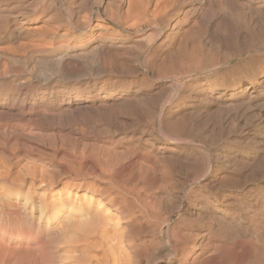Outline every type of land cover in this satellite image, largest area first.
<instances>
[{
	"label": "bare ground",
	"instance_id": "6f19581e",
	"mask_svg": "<svg viewBox=\"0 0 264 264\" xmlns=\"http://www.w3.org/2000/svg\"><path fill=\"white\" fill-rule=\"evenodd\" d=\"M65 1L0 0V264H264V0Z\"/></svg>",
	"mask_w": 264,
	"mask_h": 264
},
{
	"label": "rangeland",
	"instance_id": "374dc122",
	"mask_svg": "<svg viewBox=\"0 0 264 264\" xmlns=\"http://www.w3.org/2000/svg\"><path fill=\"white\" fill-rule=\"evenodd\" d=\"M44 2V0H38V2L36 3L38 6H40L42 3ZM57 2H58V4L59 5H61V6H63V7H65L67 4H66V1L65 0H57ZM95 8V9H94ZM113 7H111V10H109V13L110 12H112L113 13V11H114V9H112ZM96 10V7H93V9H92V12H94ZM83 13V14H82ZM81 14H82V16L83 15H86V13H87V11L86 10H84L83 12H82ZM103 15H104V13H102ZM101 20V19H100ZM223 25L224 26H227V23L225 24V22H223ZM115 27V30L117 31V32H120V33H122V34H129V35H132V34H135V33H137L138 31L139 32H141V31H143V29H146V28H143V29H138V30H133V29H124L121 25H115L114 26ZM78 33H79V31H77ZM21 69V70H20ZM16 70L18 71V73L20 74V75H24V74H26L27 73V71L25 70V69H23V68H20V67H16ZM150 73V75H152L151 74V72H149ZM40 82H42V81H40ZM35 134H37V133H35ZM33 135V141H34V143H35V146L39 149V150H45V151H48V148L49 147H53V143L54 142H51V143H49V141H53V140H56V139H58L59 137H52L51 135H47L46 134V136H43L42 137V135L41 134H39V135ZM41 135V136H40ZM36 136V137H35ZM49 136H51L52 137V139L51 138H49ZM38 138H41V140L40 139H37ZM46 138V139H45ZM48 138V139H47ZM1 140V139H0ZM37 142H36V141ZM40 140V141H39ZM42 140H44L43 142L45 143H43V142H41ZM46 140V141H45ZM67 140V139H66ZM66 140H64V139H58L57 141H55V145L54 146H58V145H60L61 146V143L63 144L62 146H66L65 148H69V147H71V144H70V142L68 141V143H69V146H68V143L66 142ZM62 141H64V142H62ZM65 142H66V145H65ZM41 143V144H40ZM48 143L50 144V146L48 145ZM58 143H60V144H58ZM37 144V145H36ZM47 144V145H46ZM46 145V146H45ZM68 146V147H67ZM35 147V148H36ZM42 148V149H41ZM45 156V155H44ZM4 157H2V155L0 156V161H7V160H4L3 159ZM3 159V160H2ZM47 159V156H45L44 157V159H42V161H40L39 163L40 164H42V166L43 167H45V168H48V169H50V166L49 165H47V164H45V163H47V161H48V159ZM25 160L27 161V159H21V162H25ZM44 161V162H43ZM42 162V163H41ZM49 166V167H48ZM48 172H49V174H50V171L48 170ZM28 199V200H27ZM18 200H21V201H29V198H26V199H24L23 197H19L18 198ZM3 213V214H2ZM2 214V215H1ZM4 216V217H3ZM8 216L2 211V209H1V207H0V226H4V227H7V229L9 230V231H11V232H16V230L17 231H20V230H23V229H27L28 228V225L29 224H26V223H20L19 225L18 224H16V223H12V222H10V218L8 217ZM5 222V223H4ZM7 222H8V224H7ZM2 224V225H1Z\"/></svg>",
	"mask_w": 264,
	"mask_h": 264
}]
</instances>
